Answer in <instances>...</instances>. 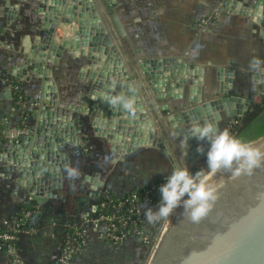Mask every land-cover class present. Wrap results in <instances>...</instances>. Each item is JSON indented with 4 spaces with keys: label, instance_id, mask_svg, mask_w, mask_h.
<instances>
[{
    "label": "water",
    "instance_id": "water-1",
    "mask_svg": "<svg viewBox=\"0 0 264 264\" xmlns=\"http://www.w3.org/2000/svg\"><path fill=\"white\" fill-rule=\"evenodd\" d=\"M38 2L42 5L37 13L42 17L39 29L43 39L24 40L22 60L13 66L12 77L20 82L29 80V73L35 74L42 81L41 94L28 112L33 123L0 149V163L7 177L39 206L49 199H65L58 191L64 189V175L73 161L68 150L80 147L79 135L88 126L97 137L110 143L114 163L138 147L156 145L174 167L179 163L164 133L156 129L149 117L151 108L176 137L183 139L194 123L213 121L220 128L223 116L227 115L231 127L254 108L251 98L233 91L232 82L226 78L234 72L232 68L218 69L222 84L219 94L210 99L202 93L203 69L183 59H142L137 62L138 75H132L113 43L108 21L99 12L95 0ZM103 2L117 34L125 36V28L116 14L117 0ZM19 8L18 3L11 6L8 24L17 18ZM223 8L229 13L251 17L264 28V0H252L247 7L238 0H225ZM71 21L78 26L76 35H82V39L65 40L57 45L54 35L58 24ZM65 52L74 59H87L79 73L87 88L78 105L61 104L53 79L51 67ZM186 87L190 97L183 108L171 111L164 104L156 109L158 101L182 98ZM5 92L13 96L9 88ZM142 92L148 95L147 102L143 101ZM116 94L134 95L135 111L112 107L101 99L103 95ZM262 141L264 137L252 143ZM200 145L204 146L205 153L198 152ZM260 148L264 149V144ZM206 150L205 142L190 138L188 149L182 145L179 157L195 173L205 167ZM222 171L225 175L213 185L218 199L209 216L193 224L178 209L155 250L147 251L143 264H264V166L250 176ZM81 176V185H89L91 197H97L103 187L100 173ZM96 209L94 206V211L87 216L93 217Z\"/></svg>",
    "mask_w": 264,
    "mask_h": 264
},
{
    "label": "crops",
    "instance_id": "crops-1",
    "mask_svg": "<svg viewBox=\"0 0 264 264\" xmlns=\"http://www.w3.org/2000/svg\"><path fill=\"white\" fill-rule=\"evenodd\" d=\"M224 1L117 0L116 14L125 28L123 37L111 24L103 0H95V3L108 21L113 43L132 75H138L137 62L142 59H183L203 69L202 93L210 99L219 94L222 84L217 76L218 69L232 68L234 72L226 78L232 82L233 91L251 98L264 91V28L251 17L225 11ZM238 1L247 7L251 6L252 0ZM17 3L20 5L18 16L8 24V11ZM41 6L38 0H0V126L3 127L0 149L8 140L24 133L25 113L32 109V103L41 94L42 81L33 73H29V80L18 81L31 104L25 110L17 108L13 96L5 92L12 82L9 79L13 78V66L22 60L24 40L43 39L39 29L42 17L37 13ZM77 27L74 21L60 22L54 35L55 43L81 40L83 36L76 35ZM86 60L82 57L74 59L65 52L51 67L62 105L81 103L80 96L84 95L87 83L80 79L79 73ZM136 83H140L139 79ZM141 96L147 102L148 95L142 92ZM189 97V87H186L182 98L158 101L156 109L164 104L169 105L171 111L181 109ZM149 117L156 129L162 130L168 146L181 161L179 151L184 139L176 137L167 123L163 124L154 108L149 110ZM228 122V116H223L220 129H228ZM32 123L29 117L28 125ZM79 137L82 139L80 147L68 150L73 161L64 175L65 187L58 191L65 199H49L35 212L27 229L10 242L0 240V264H58L67 235L94 211L100 195L120 197L130 190L164 179L171 171L169 158L156 145L140 148L151 150L149 153L123 154L114 163L110 143L97 137L90 126ZM153 154L162 158V166L157 172H154ZM148 168L150 170L145 172ZM143 172L145 175L139 176ZM94 173H100L103 182L95 198L91 197L90 186L81 185L80 181L81 175ZM36 205L24 189L7 177L0 163V235L7 227L5 221H14L27 207ZM147 251L135 241L112 248L102 240L90 238L73 264H143Z\"/></svg>",
    "mask_w": 264,
    "mask_h": 264
},
{
    "label": "clouds",
    "instance_id": "clouds-1",
    "mask_svg": "<svg viewBox=\"0 0 264 264\" xmlns=\"http://www.w3.org/2000/svg\"><path fill=\"white\" fill-rule=\"evenodd\" d=\"M101 99L112 107L118 106L130 113L135 111L134 95H103ZM190 138L207 144L206 169L193 173L186 164L172 167L165 182L159 185L157 206L144 208L148 224L167 221L178 209L183 210L189 222L198 224L209 216L218 199L217 190L209 182L211 174L227 170L235 176H250L264 166V149L233 135L227 128L220 129L213 121L192 124L189 135L182 141L187 149ZM197 150L205 153L203 145Z\"/></svg>",
    "mask_w": 264,
    "mask_h": 264
},
{
    "label": "built area",
    "instance_id": "built-area-1",
    "mask_svg": "<svg viewBox=\"0 0 264 264\" xmlns=\"http://www.w3.org/2000/svg\"><path fill=\"white\" fill-rule=\"evenodd\" d=\"M10 90L14 96L12 86ZM158 188L159 184L133 190L120 197L101 196L104 200L96 206L95 215L86 218L80 226L73 228L67 235L58 264H73L90 238L102 240L112 248H121L131 241L146 243L152 253L169 223L165 221V224L158 228V232H154L152 239L148 237L152 225L147 223L143 212L145 207L151 206L155 199L159 198ZM39 208L40 206L36 205L33 209L24 210L14 221H5L7 231L1 233L0 240L10 242L15 239L16 235L23 231L26 220ZM108 209H111V212H102Z\"/></svg>",
    "mask_w": 264,
    "mask_h": 264
},
{
    "label": "trees",
    "instance_id": "trees-1",
    "mask_svg": "<svg viewBox=\"0 0 264 264\" xmlns=\"http://www.w3.org/2000/svg\"><path fill=\"white\" fill-rule=\"evenodd\" d=\"M11 80V86L14 89V105L18 108L16 101L18 97H21L24 100H28L24 94V92L21 90L20 84L18 81L14 79ZM253 101V110L249 113V115L245 116L243 119L239 120L238 123L228 128V130L235 136L242 138L245 141H251L254 142L258 140L259 138L264 137V91H261V93L254 94L251 97ZM28 115V112L25 113V115ZM26 117V116H25ZM3 131V127L0 126V134ZM161 181H158L157 184H159ZM144 188V187H143ZM114 197V196H113ZM158 199V198H157ZM155 199V202L157 201ZM104 199L102 197H99L98 203L102 202ZM33 209V207H27L25 210ZM101 211H98L100 213ZM102 212H111V209L108 210H102ZM34 212L27 220L26 224L22 228L23 230L27 229L30 226V220L35 215ZM3 231H7V228L3 229Z\"/></svg>",
    "mask_w": 264,
    "mask_h": 264
},
{
    "label": "rangeland",
    "instance_id": "rangeland-1",
    "mask_svg": "<svg viewBox=\"0 0 264 264\" xmlns=\"http://www.w3.org/2000/svg\"><path fill=\"white\" fill-rule=\"evenodd\" d=\"M12 79H14V78H12ZM14 80H15V79H14ZM10 87H11V85L7 86L6 88H9V89H10ZM11 94H12V93H11ZM12 98L14 99V96H13ZM15 101H16V104H17L18 108L21 109V110H25V107L27 108L29 105H31L30 103L28 104V102H27L26 100L22 99L21 97H18V99L15 100ZM33 104H34V103H32V107H33ZM25 116H26V117H25V119L23 120V127H24V128L28 125L29 114H28V115L26 114ZM142 147H144V146L138 147L137 150H135L136 152H135V151H133V152L136 154L137 152L140 153V151H141L142 153H149V151H151V150H147V148H146V151H145V148H144V149H140V148H142ZM138 149H140V150H138ZM127 154H128V153H127ZM151 157H153L154 172H157V171H158V168H161V166H162V165H161L162 158H161V156H159V155L157 156L156 154H153V156H151ZM177 162L179 163L180 166H183L185 160H184V158H183V162H182V160L180 161V160L177 159ZM204 165H205V167H203V168L206 169V163H205ZM170 167L172 168V165H171ZM138 170H139V171H140V170L142 171L141 168H138ZM148 170H150V168L145 169V172H148ZM144 175H145V173L143 172V174H141V175H139V176H144ZM158 181H161V182L159 183V185H160V184H162V183L165 181V178H164V179H161V180H160V179H159V180L157 179L156 181L147 184L146 187H154L155 185H157V182H158ZM138 189H141V188H135V189H133V190H138ZM133 190H130V191H133ZM130 191H129L128 193H130ZM101 196H102V195H100V197H101ZM158 196H159V195H158ZM159 199H160V196H159V198L157 199V201L154 202V204L152 203V205H151V206H148V207H153V208H155V207L157 206V204H158ZM170 218H171V217H170ZM170 218H169L167 221H170ZM163 224H165V221H161L159 224H151V225H152V228H151V230H150V232H149V234H148V237L152 239V237L154 236V232H155V233L158 232V228H159L160 226H162ZM138 245H139V246H142V247H144L145 249L148 250V246H147L146 243H138Z\"/></svg>",
    "mask_w": 264,
    "mask_h": 264
},
{
    "label": "bare ground",
    "instance_id": "bare-ground-1",
    "mask_svg": "<svg viewBox=\"0 0 264 264\" xmlns=\"http://www.w3.org/2000/svg\"><path fill=\"white\" fill-rule=\"evenodd\" d=\"M262 144H264V142H260V143H255L256 146L260 147ZM225 175V172L220 170L215 174H211L210 175V179L209 182L210 184L213 186L215 184H217L219 182V180Z\"/></svg>",
    "mask_w": 264,
    "mask_h": 264
},
{
    "label": "flooded vegetation",
    "instance_id": "flooded-vegetation-1",
    "mask_svg": "<svg viewBox=\"0 0 264 264\" xmlns=\"http://www.w3.org/2000/svg\"><path fill=\"white\" fill-rule=\"evenodd\" d=\"M100 197V196H99Z\"/></svg>",
    "mask_w": 264,
    "mask_h": 264
}]
</instances>
